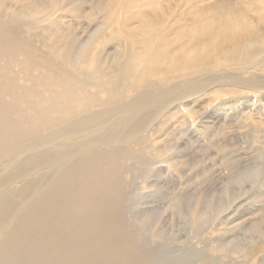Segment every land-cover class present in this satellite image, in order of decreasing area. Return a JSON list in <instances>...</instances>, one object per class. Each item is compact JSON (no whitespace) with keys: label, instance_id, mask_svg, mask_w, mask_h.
Segmentation results:
<instances>
[{"label":"bare ground","instance_id":"6f19581e","mask_svg":"<svg viewBox=\"0 0 264 264\" xmlns=\"http://www.w3.org/2000/svg\"><path fill=\"white\" fill-rule=\"evenodd\" d=\"M85 22L96 26L78 45L76 27ZM238 73L244 77L236 79ZM205 92V101L232 97L237 126L249 134L241 155L233 147L237 161L230 168L251 167L241 173L248 179L264 174V0H0V161H22L18 178L50 166L55 171L40 186L32 181L0 196V264H175L177 259L165 260L169 249L155 250L147 234L161 216L144 207L146 220L139 225L131 213L145 205L137 198L149 205L152 195L145 153L156 145L147 131L157 126L164 132L162 126L182 112L164 116L169 99ZM240 100L248 110L238 106ZM194 114L184 109L189 120ZM233 119L230 113L224 124L232 127ZM85 137L101 142L75 157L89 145L80 141ZM58 140L69 144L59 157L47 148L38 152ZM139 173H147L146 181L141 178L144 186L133 196L129 181ZM259 185L252 202L259 208L232 218L240 227L258 217L252 226L261 236L232 262L264 264V181ZM179 193L173 192L168 207L185 216L181 220L191 213L197 227L208 213L223 211L222 197L213 207V200L189 201ZM181 220L177 227L184 226ZM173 232L180 230L166 231ZM165 235L159 232L157 239L170 238ZM186 249L180 264H232L227 254L214 260Z\"/></svg>","mask_w":264,"mask_h":264},{"label":"rangeland","instance_id":"374dc122","mask_svg":"<svg viewBox=\"0 0 264 264\" xmlns=\"http://www.w3.org/2000/svg\"><path fill=\"white\" fill-rule=\"evenodd\" d=\"M81 25L82 26H80V28L76 27V32H75V37L77 39L78 45L82 44V41H84L91 34L94 26H96L95 23L88 24V22H85ZM84 27L86 29H83ZM84 31H85V34H84ZM27 35L29 34L27 33ZM110 50L112 51L113 48L110 47ZM224 70L231 72L233 76L236 75V72L234 74L233 69L231 68L224 69ZM211 74L212 73L209 71V73L208 72L205 73L204 76L208 77ZM224 75L227 76V74H224ZM238 75L235 76L236 79H238L240 76L241 78L239 79H242V77H244L240 73H238ZM200 77L201 76H195L194 79H200ZM181 88L185 90L184 84L182 85ZM172 91L173 90H171V92ZM171 92L169 93V95L171 94V97H175L176 96L175 93L174 92L171 93ZM205 94L207 93L205 92L204 94H202L203 96L199 94L197 96H192L188 94V96L182 100L181 99L180 100H176V99L170 100L169 99V101H167L168 105L165 108L166 113L164 116L168 115L167 117H170L169 116L170 113H172L174 109H177V108H180L182 112L179 114L177 118L176 117L171 118L172 120L168 122L169 125L167 123L162 126L164 128L167 127L166 128L167 130L163 128L164 132L161 130L160 132L157 126H153V131L151 130L147 131L149 136L152 138V140L155 141V145H156V146H153L152 148L153 151L151 150L150 152L145 153L146 154L145 158H147L149 163H151L148 166L149 168L147 169L148 170L147 173L150 177L149 178L150 182L148 181L147 182L149 183L148 185L152 186L151 189H148V192H150L152 195L150 197L149 205H147V200L137 198L145 205H141L140 208L138 207L140 211L138 210V208L133 207L134 210L131 213V220L133 218L136 219L139 225L143 224V222L146 220L145 217H146L147 211H145L146 209H144V207H148V206L153 207L154 210L156 211V219H159V217L161 216L160 218L161 221L159 220L160 223L155 224L157 225V227L153 226L155 227V229L151 227L152 226L151 224L149 225L148 227L149 231L147 232V234L149 233L150 238L153 240L152 241L153 245L156 247L155 250H167L168 251L169 249L168 255H167L168 258H166L165 260L172 257L174 262L177 259V262L175 264H180L179 262L181 259L178 257H184L185 255L184 249H186L187 247L190 248V251L193 254H196L198 256L202 255L201 257L211 255V257H216L214 258V260H217V259L221 260L220 259L221 257L226 258V254H227L229 260L232 262V257L239 256L238 254H241V253L242 254L245 253L244 249H245V246L248 244V242L251 244L253 242L256 243L255 241L258 242L259 240L258 237L261 236V233H259V231L254 229V226H252L254 222H257L260 220L258 217H256L253 222H248L246 225L240 226V227H235L236 226L235 223L237 221L232 218V216H236V215L239 216V214L242 215L246 211L247 212L250 211L251 213L252 207H256L255 202L253 204L252 202L254 200V197L256 198L259 192V190L256 187H261L259 183L261 181L262 182L264 181V174L257 176L255 179L253 178L248 179L246 176L241 177V173L244 172L242 170L251 169V167H245L244 169L242 167H236V168L232 167V169L230 168V165L232 166L237 161V159L234 157L235 149L233 150V147L236 146L238 152H240L242 149L246 150L247 147H249L250 145L248 142L249 134H247L248 133L247 131H245L244 133L242 131L243 129L237 126L239 123V118H238L239 116H237L238 114L237 115L235 114V116L232 115L234 111L230 109L232 107L231 105H229L230 103L234 102V101L232 102L233 100L232 97H229L228 95L225 94V95L215 97V99L217 100H215L214 102L212 101V99L210 100L207 99L206 101L208 100L212 101V103L209 104V102L202 100ZM192 97L194 99H192ZM198 97L199 98L201 97V101ZM165 98L167 99V94L163 95V99ZM195 101H197L198 103ZM240 102L242 104L238 106H241L242 108H246L245 101L240 100ZM171 107H172V110L170 109ZM167 108L171 110V111L170 110L168 111L169 113H167V110H168ZM186 108L187 110L191 109L192 112L193 111L195 112V114L192 115L194 119L189 120V117H186L183 115L184 109ZM237 110L240 111V108H237ZM230 113H231L232 118L234 119L236 118L235 120L233 119L234 120L233 123H230L231 125L233 124L232 127L224 124V122H226V116H229ZM167 119L169 120V118ZM158 123L161 124V121L158 120L157 124ZM111 129L112 128L108 126L104 130V132L102 131V138L104 137V139L106 140L107 138L106 136L110 135L112 132ZM93 138L94 137H85L80 140V141H83L84 143L88 142L89 145L85 146V150L83 149V150L78 151V155H76L75 157L79 156L83 152L89 151L91 147H95L101 142V140L97 141L95 138L93 140ZM92 141H95V144H93ZM107 142L105 141V144ZM261 145H262V148H264V143H261ZM240 146H243L242 149L240 148ZM68 147H69L68 143H63L61 140H58L57 143L51 144L50 146L42 147L40 150H38V152H44V150L47 148V150H45L46 153L50 152L49 153L50 156H53L54 154L57 153L54 156L59 157L60 156L59 153L62 151L65 152L66 148ZM162 147L163 148L165 147L166 149L165 148L163 149ZM241 154L242 153L240 152V155ZM169 162L171 163L169 164ZM5 163L0 161V196L13 193L17 191V189L19 190L21 187H23L26 183H30V182L32 183V181L36 183L38 182L40 186L42 185L44 181H49L50 179H52L55 173V171H53V168H51L52 166H50L49 169H45L44 171L43 169H41V171L34 173L33 175H29L30 178L28 176H26L25 178L24 177L18 178L15 175V172L17 171L19 167H23L24 163H22L21 161L19 163H16L15 165H9V166H7V162ZM130 165H133L132 162L130 163ZM137 167H139V164L136 165L135 171H137ZM5 168L6 170H4ZM236 171H238L240 174ZM147 173L144 175L145 177H147ZM217 173L218 174L221 173L223 176V179L218 180L216 178ZM136 176H138L137 177L138 180L136 181H129V179H131L132 177H128V181L130 183V191H132L131 194L133 196L134 194H137L136 191H134V189L138 191L142 190L141 187L144 186V181H146V178L143 176V174L139 173V174H136ZM242 178H244L245 180H242ZM11 181H12L11 183L12 185H9ZM154 187L156 190L154 189ZM165 190L167 193L165 192ZM176 190L180 191L179 194H184L185 199H189V201L197 197L201 198V196H203V199H201V201L204 203H207L208 201L213 200L214 201L213 207H215L216 205V198L222 197L223 211L219 212L218 210L217 211L213 210V212L208 213L206 216H204L200 220L199 227H197L195 223L192 222L191 213L186 216L185 220H181V218L185 216H182L181 218H179V216L177 215L178 213L172 207H168V205H170V200H171V197L173 196V192L174 194L178 193V191ZM165 196L167 197L165 198ZM201 201H200V204L202 203ZM186 202H188V200H186ZM251 204L252 206H250ZM256 208L258 209L259 207L257 206ZM170 213H172V215ZM136 215L138 216V218L136 217ZM212 219H213V222L215 223V227H214V223L212 222ZM180 220L183 222V223L181 222V224H184L183 227H177L178 226L177 224H179ZM221 221L226 224L221 223ZM177 228H179L180 230V232H178V236L175 234V232L171 233V235L166 233V231L171 232L173 230H177ZM3 231L4 229L1 230L0 233H2ZM232 231H234L233 234H232ZM159 232H163L164 235L166 234L165 236L170 235V238L166 237L164 241L161 240V237L157 239V234ZM226 234L228 235L226 236ZM155 235H156V238L154 237ZM231 235H232V238L229 237ZM252 236L253 238H251ZM179 247H181V249ZM215 247H218V248L215 249ZM182 248H183V251H181ZM234 250H238L240 252H234ZM186 251L188 250L186 249ZM159 257L163 258L162 254H160ZM237 261L238 260L236 259L233 260L232 264H240L239 261L238 262ZM201 262L202 261L200 260L198 263H201Z\"/></svg>","mask_w":264,"mask_h":264}]
</instances>
